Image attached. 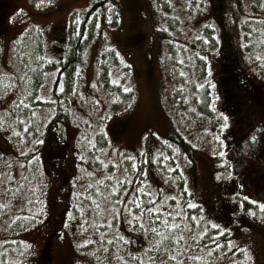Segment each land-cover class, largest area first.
Here are the masks:
<instances>
[{"label":"rangeland","instance_id":"374dc122","mask_svg":"<svg viewBox=\"0 0 264 264\" xmlns=\"http://www.w3.org/2000/svg\"><path fill=\"white\" fill-rule=\"evenodd\" d=\"M2 1L0 264H264V182L252 169L264 167L252 143L264 133V67L246 31L264 11L254 12L252 0H119L120 24L94 25L55 98L65 43L95 0ZM135 33L139 43L125 44ZM35 35L41 40L29 43ZM104 52L112 57L100 60ZM103 60L110 83L133 91L126 104L113 103L100 81ZM243 80L259 89V103L238 87ZM63 99L68 115L44 144L52 101ZM106 176L123 181L105 198L93 182ZM153 206L163 211L145 214ZM174 212L167 219L183 239L156 246L161 236L151 229L163 232Z\"/></svg>","mask_w":264,"mask_h":264},{"label":"trees","instance_id":"16d2710c","mask_svg":"<svg viewBox=\"0 0 264 264\" xmlns=\"http://www.w3.org/2000/svg\"><path fill=\"white\" fill-rule=\"evenodd\" d=\"M158 1L161 3V0H158ZM259 1H262L263 3L258 5ZM5 3H6L5 1L0 0V22H2V20H3V18H1V14L5 13V11H6ZM252 3H253L252 7L254 9L253 10L254 12L264 11V0H252ZM122 9H123V7L121 6L119 0H95L87 8V10L82 11L79 15H77V21H76L77 27L73 31L72 37L70 39H68V37H67L68 40L66 41V43H65L66 46L64 48L66 55H65L64 60L61 61V63L57 66L58 71H57V73H55L56 76H55L54 84L52 86L53 92H54L53 94H54L55 98L60 97V95H62L64 92V91H61V92L58 91V89L62 88L58 84L62 81L64 76L68 75V73L70 74L72 69L75 68V70H76V67H77V65L80 62V59L82 57V47L89 40L90 36H88V35H92L91 32L94 31V25L97 22L100 23L99 28L97 27V30L99 32L101 30V27L105 26V25L118 26L120 24L121 18H122V12H123ZM253 18L256 19L258 21V23H257V25H255L256 28L254 30H252L254 34H252V31L250 30V28H246L247 43L249 45L248 51H251L253 53L252 56L254 57V60H256L257 63H259L260 65H262L264 67V56L260 54V52H264V19L261 18V16H255ZM1 25H0V27H1ZM62 29H64V33L67 35L68 27L67 26L62 27ZM29 39H31L29 43L35 44L38 42V39H40V38H38L35 35L34 37H29ZM139 41H140L139 35L137 33H135L134 35H131V37L128 40L125 41V44H128V43H130V44H136L137 43L138 44ZM24 45L27 46L26 42ZM110 57H112L111 53L104 52L102 54V56L100 57V60L103 58L106 59V58H110ZM102 62H103V64L101 65V67L99 69L100 70V81L102 82V84L105 83L107 85V86L104 85V87H107V90L109 91V93H114L115 98L112 100V102L113 103L121 102L123 104H126V101H128V96L132 97L133 91L130 89V91L126 92V91H124V87L120 86L119 84L117 85L115 83H113V84L110 83V78L107 75V72H108L107 67L108 66L105 67L106 62L104 60ZM99 63H100V61H99ZM54 66H56V65H54ZM224 66H226V65H224ZM104 67H105V69H104ZM233 68H235V65H234V63H232V61L227 63V70H228V73H226V74H228L227 77L229 76L230 70ZM38 69L41 70V68L39 66L34 67L32 70V73L35 74V71ZM236 75H237L238 79H240L242 81V77L239 76V71H236ZM42 76H43V74H42ZM37 77H40L39 74L37 75ZM234 77H235L234 75H230V78L228 80H230L231 82H234ZM242 83L243 84H238V87L242 88L241 85H243L246 88V89L243 88V90H245V92H248V91L253 92V94L257 98V103H259V98L261 99L259 89L252 88L250 90L246 80H243ZM244 84H246V85H244ZM254 89H256V90H254ZM227 93L230 95V90L228 88H227ZM244 94L247 95L246 93H244ZM58 99H60V98H58ZM261 101H263V103H264L263 99H261ZM52 105H53L52 107L56 109V113L54 115L52 114L51 117L48 119L46 134L48 132H52V130L56 127H57V129L61 130L62 122H63L64 118L68 115L67 114L68 113V107L66 106V100L65 99L58 100L55 103H54V101H52ZM254 116H255V112L252 114V116L246 115V119L244 118V116H243V118H244V121L246 120L248 122ZM259 121H260V124L264 126V116H262V120H259ZM123 125L124 124L120 123V124H118L117 127H121V129H122ZM257 128H261V126L260 127L257 126ZM259 130H262V129H259ZM236 135H237V139L234 142L235 148L239 146V142L241 140V134L238 135V133H235L234 136H236ZM47 136H49V140L43 141V143L49 145V143L51 144V142L54 140V135L52 133L51 135L47 134ZM98 137H99V139H103V138H101L100 135ZM179 138H181V136H179ZM258 142H260V148L257 147V149L255 150L256 154L259 156V160H257V161L260 162V164L262 166H264V133L260 134V139L258 140ZM102 144L104 145L105 143H103V141H102ZM99 146H101V144ZM182 147H183V149H186L185 146H182ZM186 151H187V149H186ZM254 158H255L254 154H252L251 160L253 161ZM117 167L118 166L115 165V168H117ZM252 169L255 172V174H258V177L260 178V180L262 182H264L262 175H260V173H264V167L263 168L252 167ZM255 174L254 175L251 174L253 179L256 178ZM114 179H116V177L106 176L103 179L102 183H100L99 181H95V182H93V185L94 186L97 185L98 188H101V190H103L105 192V198H106L109 196L110 193H112L111 189L114 186L116 187V184L117 185L122 184L123 179L121 181H119V180L115 181ZM126 180H127V178L124 179V181H126ZM258 184H260V183L258 182ZM85 193L86 192H84L83 194H85ZM88 194H89V196H91L90 193H88ZM93 194H94V191L92 192V195ZM145 214L149 215V213H145ZM30 215H35L34 209H31L27 216L15 218L14 222L17 223L15 225L19 226L18 221H23V219H25L26 217H28ZM225 220H226L225 224H231V222H229L226 218H225ZM167 221H168V219H167ZM159 224H161V222H159ZM244 226H247V223ZM138 227H140V226H138ZM180 227H182V226H180ZM135 229H137V227H135ZM158 230H159V228H158ZM159 233H160V236L163 237V239L161 241L162 245L174 244L175 241H172L169 239L172 236H175L177 239L180 238V231L175 229V228H172V229L166 228L163 230V232H161V230H160ZM228 234L230 235V233H228ZM228 239H229V237H227V236L223 237L222 238V245H220V246L224 247V244ZM220 241H221V239H220ZM151 249L153 250L154 247H151ZM235 249L236 248H233V250H235ZM238 259L239 260L237 262H233L230 264H247L246 262H243V260H241L240 258H238ZM191 264H202V262L199 259V257H197V260L192 262Z\"/></svg>","mask_w":264,"mask_h":264},{"label":"snow or ice","instance_id":"6c2138e0","mask_svg":"<svg viewBox=\"0 0 264 264\" xmlns=\"http://www.w3.org/2000/svg\"><path fill=\"white\" fill-rule=\"evenodd\" d=\"M114 82L118 83V81H114ZM61 87H62V86H61ZM124 91L127 92V91H130V89L125 88ZM39 99H44V97H39ZM225 120H227V117H226V116H225ZM224 126L226 127L227 125H224ZM39 142H40V141H37V143H39ZM129 159H132V157H129ZM133 167H135V164H133ZM97 190H98V189H97ZM117 191H118V189L115 188V187H113V188L111 189V192H117ZM149 195H151V194H149ZM152 199L155 200L156 197L153 196ZM134 203H135V201H134ZM164 203H166V200L161 201V204H164ZM254 203H255V202H254ZM191 207H195V205H192ZM260 207H261L262 209H264V204H261ZM145 210H146V211L149 213V215L151 216L152 213H157V212H161V211H163V208H162V207H155V206H153V207L147 208V209H145ZM173 214H175V215H180L181 213H179V212L166 213V215H165V217H164V227H165V228H169V229L175 228V229L178 230V229L180 228V225H179V224H177V223H175V222L169 223V222L167 221V217H168V216H171V215H173ZM152 219H153V221H155V220H160L161 217H159V216H154V217H152ZM140 222H141V221H140L139 219H137L136 216H133L132 221H131L132 224H134V225H139ZM213 226H214V227H219L218 225H213ZM141 230H144V229L141 228ZM151 230H152L153 233L156 234V236H158V237L160 236V233L157 231L156 228H152ZM200 235H203V233H201ZM162 239H163V237H160V239H157V240L154 242L155 245H156V246H159L160 243H161V240H162ZM169 239L172 240V241H175L176 244H179V243H180V240L183 239V236H181L179 239H177L175 236H172V237H170ZM85 243H87V241H85ZM229 244H231V241H229ZM149 247H152V245L150 244ZM170 259L175 260V259H176V256H175V255H170ZM150 264H151V262H150Z\"/></svg>","mask_w":264,"mask_h":264},{"label":"flooded vegetation","instance_id":"af4514ba","mask_svg":"<svg viewBox=\"0 0 264 264\" xmlns=\"http://www.w3.org/2000/svg\"><path fill=\"white\" fill-rule=\"evenodd\" d=\"M0 25H1V24H0ZM259 139H260V134H258V135H256V136L254 137V141H252L253 145H255L256 142H258ZM259 143H260V142H259ZM250 159H252V156H250Z\"/></svg>","mask_w":264,"mask_h":264},{"label":"bare ground","instance_id":"6f19581e","mask_svg":"<svg viewBox=\"0 0 264 264\" xmlns=\"http://www.w3.org/2000/svg\"><path fill=\"white\" fill-rule=\"evenodd\" d=\"M161 47V46H160ZM196 47V46H195ZM209 126V125H208ZM185 154V153H184ZM156 159V158H155ZM85 167V166H84ZM150 179V178H149ZM103 191V190H102ZM127 194V193H126ZM149 194V193H148ZM238 194V193H237ZM187 230V229H186ZM130 242V241H129Z\"/></svg>","mask_w":264,"mask_h":264}]
</instances>
